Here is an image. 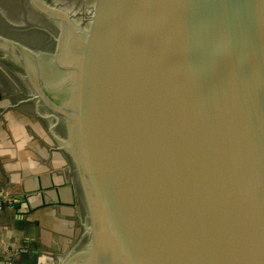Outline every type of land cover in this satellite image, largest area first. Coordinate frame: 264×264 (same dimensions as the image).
<instances>
[{
	"label": "water",
	"instance_id": "1",
	"mask_svg": "<svg viewBox=\"0 0 264 264\" xmlns=\"http://www.w3.org/2000/svg\"><path fill=\"white\" fill-rule=\"evenodd\" d=\"M29 1L53 53L0 32V62L75 175L57 264H264V0Z\"/></svg>",
	"mask_w": 264,
	"mask_h": 264
},
{
	"label": "crops",
	"instance_id": "2",
	"mask_svg": "<svg viewBox=\"0 0 264 264\" xmlns=\"http://www.w3.org/2000/svg\"><path fill=\"white\" fill-rule=\"evenodd\" d=\"M7 101L0 102V202L22 201L0 210V264L16 248L24 253L10 264H57L80 235L71 167L32 110Z\"/></svg>",
	"mask_w": 264,
	"mask_h": 264
},
{
	"label": "rangeland",
	"instance_id": "3",
	"mask_svg": "<svg viewBox=\"0 0 264 264\" xmlns=\"http://www.w3.org/2000/svg\"><path fill=\"white\" fill-rule=\"evenodd\" d=\"M54 1H56L58 4H61L66 9L72 11L73 15L75 17H78V23L82 22V16L87 6V0ZM0 32H7L8 34L13 35L15 38L26 41L27 43H31L38 49L44 50V53L47 52L48 55H51L53 53L55 47V42L53 40L58 36V31L55 25H53L51 22L47 21L43 16H41L30 4L29 0H0ZM8 62L11 63L6 59H2V61L0 62V89L3 95L2 100H8L9 102L7 101V105H10L13 102L21 101L24 98L23 96H25L22 95L25 94V90L20 84L19 80L14 76V64H9ZM10 65H13V67H11ZM28 107L31 109L30 106ZM32 114L35 117L33 111ZM48 135L55 143L51 135L49 133ZM64 156L66 157L69 163L68 157L65 154ZM70 176L71 181L75 185V175L73 173L72 168ZM20 200L16 199L17 204L20 203ZM78 213L79 217L77 222L79 224V232L81 233L82 212L80 206L78 207Z\"/></svg>",
	"mask_w": 264,
	"mask_h": 264
},
{
	"label": "built area",
	"instance_id": "4",
	"mask_svg": "<svg viewBox=\"0 0 264 264\" xmlns=\"http://www.w3.org/2000/svg\"><path fill=\"white\" fill-rule=\"evenodd\" d=\"M16 205H17V201L14 199V198H8V199H5L3 200L2 202H0V210H12V211H15L16 210ZM11 250V249H10ZM23 250H20L18 248L14 249V252L11 250L9 252V250L7 252H9V254L11 255L12 252V257H9V261L8 263L10 264L13 260L15 261L16 260V256L20 255V253L22 252Z\"/></svg>",
	"mask_w": 264,
	"mask_h": 264
},
{
	"label": "flooded vegetation",
	"instance_id": "5",
	"mask_svg": "<svg viewBox=\"0 0 264 264\" xmlns=\"http://www.w3.org/2000/svg\"><path fill=\"white\" fill-rule=\"evenodd\" d=\"M26 106V105H25ZM30 106V105H27V107Z\"/></svg>",
	"mask_w": 264,
	"mask_h": 264
}]
</instances>
